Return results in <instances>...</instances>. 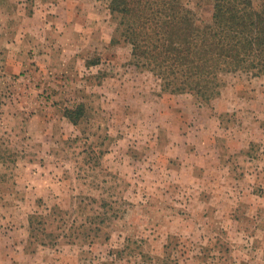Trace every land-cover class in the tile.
Wrapping results in <instances>:
<instances>
[{
  "label": "rangeland",
  "instance_id": "374dc122",
  "mask_svg": "<svg viewBox=\"0 0 264 264\" xmlns=\"http://www.w3.org/2000/svg\"><path fill=\"white\" fill-rule=\"evenodd\" d=\"M121 22L0 0V264H264V75L172 93Z\"/></svg>",
  "mask_w": 264,
  "mask_h": 264
},
{
  "label": "trees",
  "instance_id": "16d2710c",
  "mask_svg": "<svg viewBox=\"0 0 264 264\" xmlns=\"http://www.w3.org/2000/svg\"><path fill=\"white\" fill-rule=\"evenodd\" d=\"M107 1L136 65L161 79L164 90L208 100L228 77L264 75V0H208L212 15L204 22L185 0ZM65 116L78 125L83 112Z\"/></svg>",
  "mask_w": 264,
  "mask_h": 264
}]
</instances>
